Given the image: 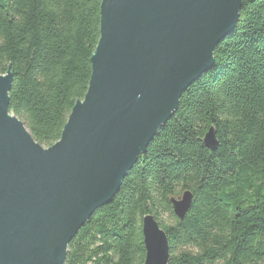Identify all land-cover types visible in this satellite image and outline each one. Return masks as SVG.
<instances>
[{
  "label": "trees",
  "instance_id": "trees-1",
  "mask_svg": "<svg viewBox=\"0 0 264 264\" xmlns=\"http://www.w3.org/2000/svg\"><path fill=\"white\" fill-rule=\"evenodd\" d=\"M102 1L0 0L10 111L45 148L88 91ZM242 3L214 67L183 93L112 203L73 238L65 264H145L148 215L167 234L169 264H264V0ZM211 128L216 151L203 142ZM186 191L194 202L181 222L171 200Z\"/></svg>",
  "mask_w": 264,
  "mask_h": 264
},
{
  "label": "water",
  "instance_id": "water-1",
  "mask_svg": "<svg viewBox=\"0 0 264 264\" xmlns=\"http://www.w3.org/2000/svg\"><path fill=\"white\" fill-rule=\"evenodd\" d=\"M242 0H103L92 74L61 139L36 142L10 111L13 77L0 74V264H65L70 242L112 203L183 93L215 65ZM204 145L216 151L211 128ZM190 191L172 199L184 221ZM142 233L145 264H169L167 234L152 215Z\"/></svg>",
  "mask_w": 264,
  "mask_h": 264
},
{
  "label": "rangeland",
  "instance_id": "rangeland-1",
  "mask_svg": "<svg viewBox=\"0 0 264 264\" xmlns=\"http://www.w3.org/2000/svg\"><path fill=\"white\" fill-rule=\"evenodd\" d=\"M164 220L169 224L170 220H169V216L168 215H164L163 216Z\"/></svg>",
  "mask_w": 264,
  "mask_h": 264
}]
</instances>
